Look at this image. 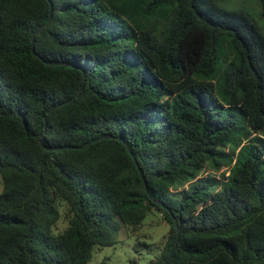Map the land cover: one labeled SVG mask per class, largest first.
Segmentation results:
<instances>
[{"label":"trees","instance_id":"trees-1","mask_svg":"<svg viewBox=\"0 0 264 264\" xmlns=\"http://www.w3.org/2000/svg\"><path fill=\"white\" fill-rule=\"evenodd\" d=\"M0 180V264H89L123 226L141 251L154 212L147 264L178 227L169 264H264V32L218 0H0Z\"/></svg>","mask_w":264,"mask_h":264},{"label":"rangeland","instance_id":"rangeland-1","mask_svg":"<svg viewBox=\"0 0 264 264\" xmlns=\"http://www.w3.org/2000/svg\"><path fill=\"white\" fill-rule=\"evenodd\" d=\"M218 3L225 8L248 13L264 32V16L258 0H218ZM210 175L215 176L217 179H223L221 171L214 172V174L208 172L204 174L206 177ZM227 175H229V172H227ZM2 190L3 185L0 180V192ZM145 223L143 232L147 237L141 240L150 244V247L143 246L141 251H137L135 249L136 238L129 235L125 226H123L117 234L118 242L113 246L97 250L89 264H130L131 260L134 259H137L141 264H147L159 254L160 248L163 247L169 232V224L167 221L162 220L161 215L156 212L150 214ZM66 226L67 224L63 221L59 225L60 229H64Z\"/></svg>","mask_w":264,"mask_h":264},{"label":"water","instance_id":"water-1","mask_svg":"<svg viewBox=\"0 0 264 264\" xmlns=\"http://www.w3.org/2000/svg\"><path fill=\"white\" fill-rule=\"evenodd\" d=\"M52 16H53V4H52V2H50V15H49V18L47 19V21L42 25V27H45V26L48 25V23L50 22ZM37 33H38V31H34L33 34H32V39H31V41H32V48H31V49H32V53L35 55V57H37L38 59L42 60L44 63H46V64H48V65H52V66L65 65V66H69V67H77V68H79V69H82V70H83V79H84V80L86 79V77H87V70L85 69V67L77 66V65L72 64V63H69V62H65V63H64V62H59V61H56V62H54V61H49V60L43 58V57H42V56L36 51V47H35V46H36V35H37ZM82 90H83V86H82V87L78 90V92H77L73 97H71L70 99H68V100H66V101H63V102H61V103L55 104L54 106L50 107V109L48 110L47 115L51 114L54 110H56V109H58V108H60V107H62V106H65V105H68V104L72 103L77 97H79V95L81 94ZM47 115H45V121H47ZM46 128H47V126L45 127V132H46ZM112 137H113V136H111V135H106V136H104L103 138H112ZM115 138H117L119 141H121L122 143L125 144V146H126V148L128 149L129 153H130L131 156L133 157V159H134V161H135V164L137 165V167H138V169H139V171H140V173H141V175H142V179H143L144 185H145V187H146V191H147L148 195L150 196V198H151L155 203H158V204L164 206V203H163V202H161V201L158 200V199L153 198V196L151 195L150 190H149V187H148V182H147V180H146V177H145V175H144V173H143V170H142V168L140 167L139 162H138V160H137V158H136V156H135V154H134V152H133L131 146L129 145V143H127V141H126L125 139L121 138V137H115ZM99 139H100V138H96V139H94V140H92V141H90V142H88V143H85V144H83V145H81V146H63V147H55V148H52V147L46 146V145H45V142H44V137L41 139V143H42V145H43L44 147H46L48 150H63V149H66V148H67V149H71V148H80V149H81V148H86V147L90 146L91 144L97 142ZM169 211H170L171 215L174 217L172 211H171V210H169ZM174 220H175V222L177 223V219H176L175 217H174ZM179 238H180V229H179V227H178L177 234H176L175 239H174V244H173L172 250H171V252H170V254H169V257L167 258L165 264H169V259H170V258L173 256V254L175 253L176 248H177V245H178V242H179Z\"/></svg>","mask_w":264,"mask_h":264}]
</instances>
